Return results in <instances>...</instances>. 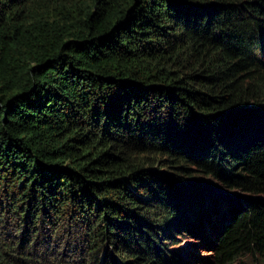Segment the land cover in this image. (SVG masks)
Segmentation results:
<instances>
[{
  "label": "trees",
  "instance_id": "1",
  "mask_svg": "<svg viewBox=\"0 0 264 264\" xmlns=\"http://www.w3.org/2000/svg\"><path fill=\"white\" fill-rule=\"evenodd\" d=\"M263 57L264 0H0V264H50L61 227L55 264H168L161 227L221 205L212 264H264Z\"/></svg>",
  "mask_w": 264,
  "mask_h": 264
},
{
  "label": "rangeland",
  "instance_id": "2",
  "mask_svg": "<svg viewBox=\"0 0 264 264\" xmlns=\"http://www.w3.org/2000/svg\"><path fill=\"white\" fill-rule=\"evenodd\" d=\"M258 106H259L258 108H261V110L264 111V99H262V101L259 103ZM249 107L253 108L254 105H249ZM234 140H236V138ZM136 159L138 162L144 163L145 166H148V168H150V171H158L160 173H165L171 178H175L176 176L181 174V173H177L175 170L172 171V168H169L167 165L163 164L161 162V160L163 159V156H161L160 154L143 153V154L138 155ZM183 166L190 171L189 173H191L189 177L186 176L188 181L196 183L197 185H200L201 183H205V182H211L213 184L215 183L213 178L211 179L210 177L201 176L195 173L191 166L187 164ZM178 181L179 183L181 182V180H178ZM179 183L177 184L179 185ZM183 183L184 182H181L180 184L181 187L184 186ZM214 186L215 187H213L214 189L212 190V189H206L201 185L203 191L206 194V198L208 196L210 197V194H213V195H216L219 202H221L220 199L225 200L226 198H230V199L235 198L239 204H242L243 202H245L246 199L254 200V198L245 197L244 195L239 194L237 191H227L225 189L220 190L218 189V187H216L218 186L217 184ZM227 196H230V197H227ZM220 208H221V213H222L221 218L216 220V222L214 219V222H213V224L215 223L214 229L209 231V233L208 232L206 233V230L208 228L207 225L212 224L211 220L209 223L207 222L203 224L202 226H200V230L202 232L200 231L198 236H194V235L192 236L182 230H180L181 232L177 231L175 228L178 227L179 222L176 219L175 220L172 219L171 227L169 224H168V227L167 226L161 227L162 234L158 238L159 246H157V248L162 254H164L166 251L167 254L165 258H166V261H168V264H212V255H211L210 249L213 246L217 229H219L220 224L223 222V220H225L224 218L226 216L225 214L223 215L225 211L223 208V205H221ZM212 215L213 214H211L210 216L211 218H212ZM150 216H152L151 213H150ZM187 217L188 219L193 221L192 218L189 217V214L187 215ZM150 220L152 219L150 218ZM202 222L204 223V221ZM61 228L63 229V232L61 231V235H57L55 239L54 238L49 239L50 242H49L48 253L50 252L49 254H52L53 252V254L49 255L48 253H46L43 256L45 260L47 257L49 258L48 262L50 264H55L57 262V259L59 258L66 259L70 263L78 261L79 259V254L77 252L78 249L74 250L73 248H71L72 246L71 244L73 243H70L69 245L67 244L68 243L67 240L73 238L72 233H70V231L72 230L64 231L65 228L63 227ZM67 236L69 237V239ZM110 246L112 245H108L106 243L100 253L102 255L103 254L106 255L108 257L107 259L110 260V263L112 261L111 264H134L130 262L132 260L131 258H129L130 254L121 252L120 250L117 249V247H119L118 244L114 245V247H110ZM64 253H67V257H64L65 256ZM101 257L102 256H100V259ZM140 258L141 260L138 262V264H147L145 262V259H142L143 255H140ZM241 261L243 262V264H260V263L254 262L249 257H247L246 259L244 258ZM101 263H102V259L99 261V264ZM235 264H241V263L236 262Z\"/></svg>",
  "mask_w": 264,
  "mask_h": 264
},
{
  "label": "water",
  "instance_id": "3",
  "mask_svg": "<svg viewBox=\"0 0 264 264\" xmlns=\"http://www.w3.org/2000/svg\"><path fill=\"white\" fill-rule=\"evenodd\" d=\"M259 198H261V197H259Z\"/></svg>",
  "mask_w": 264,
  "mask_h": 264
}]
</instances>
